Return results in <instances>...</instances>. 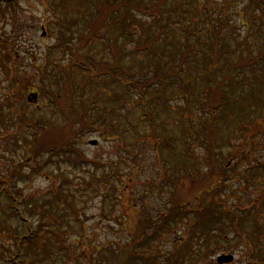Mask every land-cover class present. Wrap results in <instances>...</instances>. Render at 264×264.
I'll use <instances>...</instances> for the list:
<instances>
[{
    "label": "rangeland",
    "instance_id": "1",
    "mask_svg": "<svg viewBox=\"0 0 264 264\" xmlns=\"http://www.w3.org/2000/svg\"><path fill=\"white\" fill-rule=\"evenodd\" d=\"M94 1H0V121L8 124L0 131V174L27 161L12 176L21 214L10 215L0 197V264H13L16 235L30 228L35 241L18 253L20 264H218L220 253L233 255L229 264H264V0H168L160 22L138 7L149 0H106L129 24L130 34L116 29V37L108 25L117 16L101 18ZM171 4L189 7L187 17L176 5L171 13ZM182 23L236 37L221 46L219 69L195 36L178 63L179 41L167 40L176 28L182 40ZM109 34L124 52L125 68L114 77L98 64L113 62L112 49H102ZM153 37L151 52L144 44ZM159 72L164 84L155 80ZM202 74L210 85L199 95ZM145 79L152 83L143 89ZM240 84L244 91L252 84V96L241 98ZM2 91L12 93L9 102ZM217 101L227 106L212 120L205 103ZM241 109L246 128L227 134ZM34 126L40 151L26 155ZM170 200L182 209L166 222ZM214 213L233 221L201 226V216Z\"/></svg>",
    "mask_w": 264,
    "mask_h": 264
},
{
    "label": "trees",
    "instance_id": "2",
    "mask_svg": "<svg viewBox=\"0 0 264 264\" xmlns=\"http://www.w3.org/2000/svg\"><path fill=\"white\" fill-rule=\"evenodd\" d=\"M4 1L6 3H8L9 4L8 6H10V7H13L15 5L14 0H4ZM84 1L86 2L87 6H88V0H84ZM167 1L168 0H149L144 5H141L140 4L141 2H140L139 5H138V7L141 10H144V13L145 14H148L150 16H153V18L155 19L156 22H160L162 20V18H163L162 17L163 16V12H164L163 11L164 10L163 5H166ZM125 2H127V0L124 1V2H122V4L125 5ZM103 4L106 5L104 8H102V5ZM171 5L172 6L169 8V10H172L171 13L177 11V9L175 8V5H176L177 8L179 7L178 8V13L181 11L180 16L184 17V19H185V17H187V14L188 13L187 12L184 13V12H185V10H187L189 12L190 11V8L189 7L185 6L184 4H182V5L181 4H178V5L177 4H175V5L171 4ZM93 6L94 7H100V10H101L100 17L101 18L107 19L110 16L112 18L115 17V16H117V19L115 18V20H113L112 23H109V25H108V28H109L110 32L112 33V35L114 34V37H116V29H118L119 31L120 30L125 31V35H128V33L130 34V29H128L129 24L128 23H123V20H124V17H125L126 14H125V12L124 13L123 12H120V9H119L120 6L119 5L114 4V2H111V3L108 2V1L106 2V0H95L93 2ZM166 8H167V5H166L165 9ZM116 11H119V13L118 14H115ZM88 15H89V13H83L82 17L84 19H86V17ZM168 24L169 23H164L162 25L161 30L163 32L165 31V27H168ZM174 24H176V23H174ZM225 24L227 26H229L228 23H225ZM225 24H223V25H225ZM182 25H183V23L181 24V28H182V36H181V39L182 40H178L179 39L178 38L179 37V32H178L179 30H178V28H176L177 33L175 31H173V30L171 31V33H172L171 39L167 40L168 45L169 44H172L174 40H175V42H178L179 41V45L180 46H178V47L181 48V50H180L181 55L179 54L180 58L178 60V63L179 62L180 63L184 62L187 54H189V53H191L193 51V47H192V45L190 43H191L192 37L195 36V40L194 41L197 43L198 48L204 51V57H208V64L211 63V64H214L215 65V64L218 63L217 68L219 69V56H220V54H222V52L225 51L224 48H223L224 45L225 46H228V47H231V45H230V39L231 38H235L236 39V37H234V35H232V34H231V36L229 34H227V37H225V38L224 37L223 38H219V37L217 38L219 30L217 32L213 27H210V26L213 25V23H211V21L209 23L210 26L206 27V29H203V30L200 29V28H198V26H196V25H198V23H186V26L185 25L182 26ZM91 31L92 32H95L96 31V28H92ZM168 32L169 31L167 29L166 33H168ZM166 33H164V34H166ZM160 35H161V33H160ZM65 37H66V35H64V34L60 36V38H59L60 39L59 44H62L64 46L67 45V40H65ZM110 37H111L110 34H109V37L106 36V40L103 43L102 49H103V52L105 50H107V49H112L111 51H112V61L113 62H111V61H109V62H107V61H98L99 62L98 64L101 65L102 70H104V74L110 75L111 77H114V75L116 74V71L117 70H122L123 71V69L125 68L121 64V58H122V55H123L124 52L123 51H120L121 50V46H119L118 48H116L117 46L115 47V45H113V43H112V41H113L112 40V37L111 38ZM119 37H120V35H119ZM207 40L209 41L208 44H207ZM68 41L70 42L71 40H68ZM153 41H154V37L151 38V39H147L145 41V44H144V46H147L148 47L147 49H149V51H151V52H154V48H152ZM219 42L221 44H218ZM205 43L209 47L208 50L210 49L211 52H214L215 54H208L206 52V50L202 46ZM175 44H177V43H174V45ZM238 44H239V42H238ZM219 45H220V47L221 46H223V47L220 48ZM159 47H160V45H159ZM178 47L176 48V50L178 49ZM8 58H9L8 57V53H6L5 56H3V59H8ZM172 60H174V58ZM205 64H207L206 61H205ZM170 65L171 66H170L169 69H171V71H172L175 68V65L176 64H170ZM1 66L2 67L4 66L3 63H1ZM262 68H264V67H262ZM263 72H264V69L262 71V75L264 74ZM60 73H61V76H60L61 78H59V80H57V81H60V82L63 83L66 80L65 77H67L66 75L68 73L64 72V69ZM37 75H38L37 71L34 72V76L37 77ZM45 76L47 77L48 75L46 74ZM154 76H157L156 79H155L156 81H160L161 84H164V82L162 80L164 75L162 73H160V72L158 74L156 73ZM213 76H214V74H213ZM200 78H201L202 81L205 80V82H206V84L204 86H201L200 85V88L201 89L199 90L198 94L199 95H202L205 90L209 89V85H210L209 83L210 82L206 81L204 74H202V76L200 75ZM213 80H214V82H216L215 81V78H213ZM229 81H230V79H229ZM139 82H141V87L143 89H145L147 86H149L152 83V82L146 81V79L145 80H141ZM219 82H220L219 83V87H221L222 79H220ZM37 86H38V84H37ZM242 86L244 87V84L243 85L240 84L241 90H243L242 89ZM248 88L249 89L246 90V91L243 90L244 96L241 97V98H244L245 95L248 96L250 93H252V84ZM32 90H33L34 93H31V95L32 94L35 95V93H37L36 84H35V87L32 88ZM2 93L4 94V100L9 102L11 100L10 98H11V94L12 93H8V91L7 92L6 91H2ZM225 96H226V94L223 93V99L226 98ZM250 96H252V95L250 94ZM199 103L201 104L202 101L199 100ZM71 104L73 105V103H71ZM226 106H227L226 105V101H217L215 104L212 103L210 106H207V103H205V108L204 109L208 111V113L211 116V119L212 120H217L216 119V117H217V114L216 113L220 109L221 110H224ZM63 110L64 109H61V111H63ZM260 110H263V108L262 109L260 108ZM36 111H37V109H34L33 112H32V114H31V116L34 115V113H36ZM8 112L10 113V111H8ZM22 114H24V112H22ZM247 116L248 115L245 112V110H242L241 109L240 112H239V114L236 116L237 117V122L234 123L235 124L234 125V128L231 129V131L229 133H227V134L237 133L238 131L243 132L244 130H242V129H245L246 128V127L244 128V126H246V124H247V120H248V117ZM7 128H8L7 122L5 120H4V122H1L0 121V131H1V129H3V130L6 131ZM33 128H34V130H33L32 134H31V137L30 138L26 137L24 139V142L27 144V146H25L26 148L23 149V151H24V154H26V155L28 153H30L31 150H32V152H35L36 151V153H38L40 151V149H39V147L37 145V142H38L37 136L40 133L37 132L35 126ZM43 129H39V130L42 131ZM189 130L191 131V129H189ZM191 133H192V131H191ZM226 142L232 143L231 137L229 138L227 136ZM235 149H237V146H235V147L232 146V150L234 151ZM187 151H188V149H187ZM48 154H51V153H48ZM189 155L191 156V153H189ZM11 159H14V158H11ZM14 162L15 163L12 164L13 168H12V166H10L8 172L1 173L0 174V197H5L4 199L7 200L6 208L9 210V214L10 215H16L17 213L21 214L19 212V208H18V201H17V199H16V197H15V195L13 193L14 185H12L13 184L12 176H14L15 170L16 169H19V167L21 168L22 165L24 167L27 161H25V160H21V161L20 160H17V161H14ZM17 163H18L19 166L17 165ZM16 166H18V167H16ZM29 166H31V165H29ZM22 170H24V169H22ZM34 170H35L34 167H32L31 169H29L30 172L31 171H34ZM28 172H26V173L28 174ZM26 173H24V174L26 175ZM21 176H22V174H21ZM13 180H14V178H13ZM169 203H171V207L173 206L174 208H171L170 206L167 207V210H168L169 213L167 212L168 214H164L163 215V219L165 218L164 221H166V222H170L171 220L174 219L175 214H173V211H172L173 209H174L175 212L176 211L179 212L182 209V208L180 209L179 206L176 203H174V201H171L170 200ZM1 209H3V211L5 210L3 207ZM184 211L185 212H188L187 210H184ZM241 211H242L243 214H241V212H240V217H241V220L243 222L245 220L244 218L246 217V211H245V209L244 210H241ZM196 215H198V214H196ZM204 215L208 216V218H209V219L206 220L204 216H201L200 223H201V226L203 225L204 228H207L206 227V224L208 223L207 222L208 220L210 222L209 224L214 223V222H218L219 219H220V222L223 223V217L225 218V223L226 224H229V223H231V221H233L231 218H227L225 216L222 217L221 213L220 214H217L216 213V215L214 213L212 215V217L210 216V214H204ZM0 223H1V221H0ZM241 228H243V227H241ZM238 230L239 231L241 230L240 231V234H241L242 233V230H245V229L243 228V229H238ZM130 232H132V231H130ZM253 232H256V231L254 230V231H252V233ZM33 234H34V230L30 228L28 231L22 232L21 234L16 235V244L15 245H16L17 251L14 253V255H12V254L9 255L10 262H12L13 264H20L19 262H17L15 260V258L18 256V253L20 255L21 249L23 248V246H24L25 243H26V245L29 244V246H31L33 244V241H35V238H34ZM254 234L255 233H253L252 235H254ZM131 237L133 239H135L136 235L133 233L131 235ZM224 241H225V239L222 240V242H224ZM217 244L220 245V242L217 243ZM0 255H1V257L4 258V256H2V254H0Z\"/></svg>",
    "mask_w": 264,
    "mask_h": 264
},
{
    "label": "water",
    "instance_id": "3",
    "mask_svg": "<svg viewBox=\"0 0 264 264\" xmlns=\"http://www.w3.org/2000/svg\"><path fill=\"white\" fill-rule=\"evenodd\" d=\"M32 95L35 96L34 94H32ZM32 95H30V96L33 97ZM30 96H28L29 99L31 98ZM33 98H34V99H32V100H35V97H33ZM30 100H31V99H30ZM91 143H92V144H95L96 141L93 140ZM232 260H233V255H232V254H220V255H218V256L216 257V262H217L218 264L229 263V262H232Z\"/></svg>",
    "mask_w": 264,
    "mask_h": 264
}]
</instances>
